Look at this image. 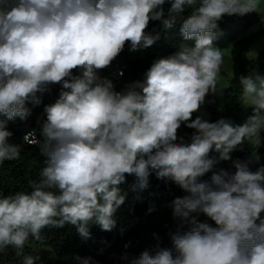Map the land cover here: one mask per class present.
Wrapping results in <instances>:
<instances>
[{"label": "clouds", "instance_id": "clouds-1", "mask_svg": "<svg viewBox=\"0 0 264 264\" xmlns=\"http://www.w3.org/2000/svg\"><path fill=\"white\" fill-rule=\"evenodd\" d=\"M166 0H0V164L20 159L21 147L9 144L7 121L26 119V102L39 104L37 93L62 84L59 99L45 106L43 140L34 131L24 136L45 157L30 193L0 192V252L9 246L21 264L38 255L25 254L29 241L43 242L45 227H76L90 237V224L111 231L124 204L119 185L133 175L146 189L149 177L168 179L187 195L174 200V214L188 219L203 213L217 227L190 220L186 232L172 235L175 251L147 250L130 264H264V165L252 171L248 161H234V172L220 169L210 181L199 178L218 163L209 158L215 146L219 160L245 140L261 143L264 131V76L241 75L240 101L252 109L242 125L221 118L192 119L205 97L218 92L222 53L213 46L221 34L218 21L227 15L257 11L260 0H200L186 17L185 6L196 0H173L163 19ZM180 18L184 41L179 50L153 63L144 81L115 91L99 70L123 51L153 46L159 33H148L150 21L170 28ZM74 69L81 74L73 75ZM196 132L190 144L177 143L181 123ZM181 140L183 138H180ZM259 161V156L254 155ZM259 221V223H257ZM92 264L91 258H80ZM124 259H127L125 256Z\"/></svg>", "mask_w": 264, "mask_h": 264}, {"label": "trees", "instance_id": "trees-1", "mask_svg": "<svg viewBox=\"0 0 264 264\" xmlns=\"http://www.w3.org/2000/svg\"><path fill=\"white\" fill-rule=\"evenodd\" d=\"M173 0H166L163 5L164 17L169 18V9ZM196 4L188 7L181 15L186 17ZM262 15L258 12L241 15L225 14L218 21L219 34L213 41V46L220 49L231 48L233 59L232 78L224 89V109L219 110L215 103H210L207 109L210 114L208 122H216L221 118L230 119L235 125H242L247 117L252 114V109L246 108L240 101L242 88L239 84L241 75H249L257 72L264 76V48L260 49L254 59L249 57L252 43L256 38L264 34V27L250 36L244 34L260 19ZM181 19L177 18L172 27L166 28L162 20L150 21L146 32L159 33L160 39L150 48L137 52L129 50L130 42L125 43L123 51L111 62L114 70L122 72L120 76H113L112 71L106 68L101 69V77L112 81L115 91H123L126 86L135 81H144L146 72L154 62L161 58H167L179 50L181 43L194 45L195 41H184L180 34ZM73 75H80V69H74ZM62 84L49 85L44 93H37L40 103L26 102V107L30 110L26 119L21 120L16 117L7 121L6 129L12 133L8 138L9 144L21 147L20 159L6 160L0 164V192L3 195L14 194L17 191H32L29 180L38 178L40 169L44 166L45 157L41 155L38 144H29L24 141V136L32 131L36 132V138L43 140L42 127L47 120L45 106L54 104L60 96ZM209 99H214L212 93ZM201 117L198 112H194L192 119ZM202 118V117H201ZM0 120L7 118L0 114ZM195 129L187 127L185 122L181 123L177 130V143L190 144ZM180 138H183L182 140ZM257 153L260 160L256 165H250L255 171L264 165V131L261 132V143L258 144ZM229 160H219L220 152L215 146L209 152V158L234 165V161H247L252 156L251 142L245 140L241 145L229 153ZM212 171L200 177L201 181H210ZM126 175L125 182L118 187L121 195L125 196V202L114 213L116 226L111 231H104L95 223L90 224V237L82 238L75 226L65 224L63 227H45L41 230L43 242L33 240L31 234L29 241L25 245L24 253L33 254L32 245L37 244L53 249L60 258L56 261L36 260L34 264H70L61 260L62 257L71 256L75 264H81L80 258H91L92 264H120V257H125L129 253H134L138 257L144 251L150 254L160 249H170L174 257L178 255L172 241V235L177 232H186L191 227L190 220L195 218L198 223H206L211 227H217L203 213H191L188 219L178 217L174 214V200L177 197L187 195L182 188L168 179H158L155 173L149 177V185L146 189H140L136 185L133 175ZM264 219V212L260 214ZM259 223V221H257ZM10 264H21V259L15 255V249L9 246L5 249Z\"/></svg>", "mask_w": 264, "mask_h": 264}, {"label": "rangeland", "instance_id": "rangeland-1", "mask_svg": "<svg viewBox=\"0 0 264 264\" xmlns=\"http://www.w3.org/2000/svg\"><path fill=\"white\" fill-rule=\"evenodd\" d=\"M16 0H7V4H14ZM253 12H258L262 15V18L255 23L245 34L244 36H250L253 33H256L260 31L264 27V0H260V5L257 9V11ZM251 13V12H250ZM219 49L222 53L223 57V63L221 65V70L220 73L218 74L217 77V86H218V92L216 94H212V97L214 99H209L208 96L205 97V102L201 105L200 109L197 111L202 119L204 120H209L210 119V114L207 109L208 104L210 103H215L219 110L224 109V89L228 85L230 79L232 78V64H233V59H232V54H231V48H223L220 49L218 47H215ZM264 48V34L259 36L254 40L252 43L249 57L251 59H254L260 49ZM107 70L112 71L114 68L110 64L108 67H106ZM81 74V72H80ZM99 75L101 76L100 70H99ZM259 143L251 142V147H252V156L250 159L252 160V163L250 165H256L258 161L254 159V155H258L257 153V147ZM249 159V160H250ZM260 160V157H259ZM248 161V160H247ZM220 169H224L230 172H234L235 168L233 164L229 163H224L221 161H218L216 164L215 172H218ZM32 252L33 255H38L39 260H47V261H56L59 260L60 258L56 255L55 251L49 247L46 246H41L37 244L32 245ZM127 259H124V257H120V264H130V261L133 258H137L138 256L134 253H129L127 256ZM61 260L67 261L70 264H75L74 259L71 256H65L62 257ZM0 264H10L9 263V258L6 254V251L4 250L3 252H0Z\"/></svg>", "mask_w": 264, "mask_h": 264}, {"label": "built area", "instance_id": "built-area-1", "mask_svg": "<svg viewBox=\"0 0 264 264\" xmlns=\"http://www.w3.org/2000/svg\"><path fill=\"white\" fill-rule=\"evenodd\" d=\"M5 4L7 5V6H11V4H7V0H5ZM122 74V72L121 71H119V70H113L112 71V75L113 76H120ZM34 133H35V137H36V132L34 131ZM37 139V138H36Z\"/></svg>", "mask_w": 264, "mask_h": 264}]
</instances>
